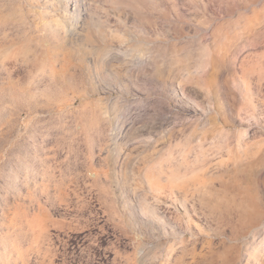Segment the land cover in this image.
<instances>
[{
  "label": "rangeland",
  "instance_id": "374dc122",
  "mask_svg": "<svg viewBox=\"0 0 264 264\" xmlns=\"http://www.w3.org/2000/svg\"><path fill=\"white\" fill-rule=\"evenodd\" d=\"M0 264H264V0H0Z\"/></svg>",
  "mask_w": 264,
  "mask_h": 264
},
{
  "label": "bare ground",
  "instance_id": "6f19581e",
  "mask_svg": "<svg viewBox=\"0 0 264 264\" xmlns=\"http://www.w3.org/2000/svg\"><path fill=\"white\" fill-rule=\"evenodd\" d=\"M190 161V160H189ZM191 163V162H190ZM149 165L146 173L144 174V180L148 184H152V182H161L162 179L166 180V184L175 185L176 180L181 179L187 181L190 179L189 173L192 171V166L188 163L185 157L178 159L177 161H173L170 156L167 157H159L154 161H149L145 163L137 172L138 176L140 171H143L146 165ZM173 165L175 168L169 169L167 166ZM178 168H183L185 170L184 174H180ZM141 177V176H140Z\"/></svg>",
  "mask_w": 264,
  "mask_h": 264
}]
</instances>
